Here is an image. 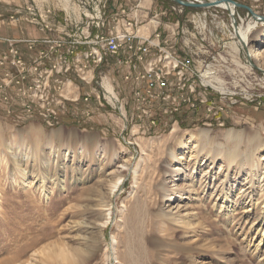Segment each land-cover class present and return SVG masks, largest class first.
Masks as SVG:
<instances>
[{"label":"rangeland","instance_id":"rangeland-1","mask_svg":"<svg viewBox=\"0 0 264 264\" xmlns=\"http://www.w3.org/2000/svg\"><path fill=\"white\" fill-rule=\"evenodd\" d=\"M34 1L42 0H0V35H19L20 28L33 32L34 26L15 25L10 16ZM46 1L66 8L64 0ZM69 1L75 5L69 9L78 12L75 0ZM139 1L148 2L132 4ZM257 5L263 14L264 0ZM263 28L253 30L255 46ZM232 50L233 59L218 47L211 50V74L228 93L262 90L245 48ZM196 85L195 97H201L197 80ZM211 98L226 110L211 112V125H204L201 113L155 115V125L136 114L132 120L130 98H121L129 112L124 122L117 112L113 121L101 114L51 128L38 120L16 124L0 113V264H264V145L242 143L237 147L242 155L233 161L217 145L227 142L228 128L259 134L264 142V105L244 98L232 105L229 97L221 103L214 91ZM31 124L52 135L53 147H70L71 155L52 161L51 146L39 149L49 138L30 131ZM202 128L211 132L198 142L193 158L182 145L179 151L188 153L173 160L169 152L179 149L180 137ZM9 141L16 146L28 141L37 157L17 164ZM120 176L123 183L110 195Z\"/></svg>","mask_w":264,"mask_h":264},{"label":"built area","instance_id":"built-area-1","mask_svg":"<svg viewBox=\"0 0 264 264\" xmlns=\"http://www.w3.org/2000/svg\"><path fill=\"white\" fill-rule=\"evenodd\" d=\"M166 1L168 5L155 6L154 0L145 4L75 0L78 12L46 0L19 5L11 22H27L34 30L26 34L20 28L19 35H0L1 115L16 124L38 120L51 128L68 119H99L101 114L113 121L117 112L124 122L129 120V112L121 98H130L132 120L136 114L141 121L155 125L157 115L201 113L204 125H211V112L226 111L211 98L212 91L221 103L229 97L232 105L240 98L257 107L264 105V79L256 69L250 72L262 90L228 93L207 81L213 63L211 50L218 47L233 59L231 44L240 40L235 23L239 26L254 19L237 3L260 14L257 4L263 0H187L214 2L201 8ZM149 23V32L142 34L140 28ZM87 52H94V59H87ZM168 54H176L178 64H161V57ZM175 65H182L190 79L199 81L202 97L182 87ZM105 79L113 84L116 98L109 97Z\"/></svg>","mask_w":264,"mask_h":264},{"label":"bare ground","instance_id":"bare-ground-1","mask_svg":"<svg viewBox=\"0 0 264 264\" xmlns=\"http://www.w3.org/2000/svg\"><path fill=\"white\" fill-rule=\"evenodd\" d=\"M64 6L66 7V9H69V7H73V9H75V5L72 6L69 0H64ZM150 25L151 24L149 23V24L142 26L140 28L141 32L142 33H144V32L148 33L150 30ZM259 25H264V23L260 24V22L256 19H250V20H248L247 23L240 24L239 26L237 24V29H238V33H239L238 38L240 40H238L236 43L233 42L231 47L237 53H239V51H241V48L244 47L247 54H248L247 55L248 58L251 57V60H252V62L250 61V58L248 60V62L250 61L252 64L251 65L250 63H248L250 65V68L255 69L256 68L255 66H258L260 71L262 70V72H264V30H263V33L261 35L257 36V45L255 46V44L253 43V30L256 27H258ZM147 33H145V34H147ZM240 41L242 43V46L239 45ZM233 50H232V52H233ZM87 59H94V52H87ZM169 61H171V64H178V56H176V54H168V56H162L161 57V64H169ZM261 66H263V67H261ZM175 73H176V75H179L180 81L182 83V87H187V89L189 90V92L192 95L196 96L198 94V92H200V91L197 92L198 87L196 85V80L190 79L189 71L186 69H183L182 65H175ZM211 73L212 72L210 70V74H209L210 79H207L208 83L211 86H213L216 90L225 92V89L223 88L222 80L219 79L218 77L212 75ZM261 78H263V77H261ZM187 82H191V83L189 85H187ZM104 86L108 90V92H109L108 95L111 99L117 97L114 86H113V84H111L108 81V79L104 80ZM198 90H199V88H198ZM200 90L202 91V89H200ZM29 130L32 132H35L37 135H39L38 137H40V136H44L47 138L52 137V135H48L44 132V128L41 125L31 124V126L29 127ZM199 131L200 132L198 134L190 133L188 136L180 137L179 142H178L179 146H180L179 149L176 150V148H171L170 152H169L171 155V158L173 160L177 159V161H180L181 159L184 158V155L188 152H189V157L191 156L190 159L193 158V153L195 152V150L197 148H200V146H201V143H198V142L201 141L203 136H208L209 133L211 132L209 129H206V128H202ZM34 137H36V136H34ZM225 138H226L227 142L225 141V143L224 142L223 143H217V145L220 147V154L224 153L228 157V160H230V161H233L234 159H236L237 157L242 155V154H239L237 151V147L242 146L243 145L242 143H246L247 145L257 143L258 144L257 149H259L261 146L264 145V142H261V140H263V139L262 138L260 139L259 134L252 133L249 135H247V134L245 135V132H242L240 130H236L235 128H228L226 135H225ZM209 142H211L209 144V146H211V148H213V145L215 142H213L211 140H209ZM228 144H234V146L232 145V147H234V148L231 149L229 146L227 148ZM46 145L51 146V148H52V150L50 152V155H51L50 158L52 161H57V158H59V157H67V156L71 155V148L70 147H65L63 150L61 148L60 149L55 148V147H53L52 140L50 138L48 139L47 144L40 146V148H39L40 151H41V149L44 150L46 148ZM182 145L186 146L184 148H187L190 151H188V152H186L185 150L179 151L181 149ZM8 147L10 149L14 148L16 150V152L13 155V158L17 164H20L21 161L23 162V160L25 161L29 158L30 159L36 158L38 155L36 149H33L28 144V141H25L21 145H17V146L12 141H9ZM241 151L243 154L244 153L248 154V155H246L247 157L252 156L251 155L252 153H249V152L243 151V150H241ZM241 151H239V152H241ZM81 152H82V150H81ZM208 154H210V153H208ZM262 159H263L262 156H259L258 160L260 161ZM47 160L48 159L45 158V161H47ZM123 167H124L123 169L126 170L128 167V163H125L123 165ZM20 170L22 172H24L25 168L24 169L20 168ZM122 183H123V178H122V176H120L113 183V187L110 189V195H113L115 193V191H117V189L121 186ZM107 218H111V211H109L107 213ZM106 223H107V221L104 222V225ZM97 226H99V224H97ZM62 255H63V257H66L64 254H62Z\"/></svg>","mask_w":264,"mask_h":264},{"label":"water","instance_id":"water-1","mask_svg":"<svg viewBox=\"0 0 264 264\" xmlns=\"http://www.w3.org/2000/svg\"><path fill=\"white\" fill-rule=\"evenodd\" d=\"M172 1L179 3V4H183L184 6L190 7V8H201V7L211 6L214 4V2L192 3V2L187 1V0H172ZM226 1L235 2L234 0H226ZM237 4L241 7L246 8L251 13V15L254 19L258 20L261 23H264V14H257V12L253 8H251L249 5L242 4V3H237ZM235 26L237 27V23H235ZM249 58H250V61L252 62L251 57H249ZM255 67L259 69L258 66H255Z\"/></svg>","mask_w":264,"mask_h":264},{"label":"crops","instance_id":"crops-1","mask_svg":"<svg viewBox=\"0 0 264 264\" xmlns=\"http://www.w3.org/2000/svg\"><path fill=\"white\" fill-rule=\"evenodd\" d=\"M149 1V0H148ZM75 11V10H74ZM142 33V32H141ZM145 33H147V32H144V33H142V34H145Z\"/></svg>","mask_w":264,"mask_h":264},{"label":"trees","instance_id":"trees-1","mask_svg":"<svg viewBox=\"0 0 264 264\" xmlns=\"http://www.w3.org/2000/svg\"><path fill=\"white\" fill-rule=\"evenodd\" d=\"M163 2H165V0H163ZM188 11H190V10H188ZM260 108H261V107H260ZM260 108H259V109H260Z\"/></svg>","mask_w":264,"mask_h":264}]
</instances>
